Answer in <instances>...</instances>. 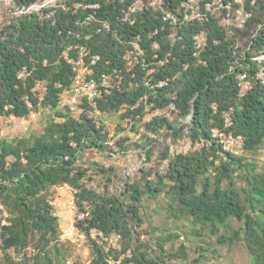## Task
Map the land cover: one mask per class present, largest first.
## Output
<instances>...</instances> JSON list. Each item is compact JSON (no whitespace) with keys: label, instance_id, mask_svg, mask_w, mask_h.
Here are the masks:
<instances>
[{"label":"trees","instance_id":"16d2710c","mask_svg":"<svg viewBox=\"0 0 264 264\" xmlns=\"http://www.w3.org/2000/svg\"><path fill=\"white\" fill-rule=\"evenodd\" d=\"M79 1L100 2V15L118 28L123 40L104 34L95 35L89 43L92 52L100 55L95 73L116 69L121 77L119 87L111 88L99 100L100 110L110 114L123 107L120 117L133 122L144 115L145 104L160 113L138 131L145 143L140 140L129 144L120 136L108 144L103 126L96 127L85 114L74 118L58 107V92L70 84L72 77L70 66L60 57L69 42L63 30L73 27L82 10L59 8L55 20L44 13H33L0 25V116L25 118L48 108L57 118L47 123L39 136L12 140L0 137V205L8 213L5 220L0 216V264H64L57 246L59 220L44 195L50 186L62 184L73 189L74 225L88 236V264H110L108 259L118 260L115 264H166L187 259L189 247H165L177 234L153 226V240L144 238L150 230L143 210L162 196L169 200L170 208L174 204L181 215L191 218V224L209 228L217 244H240L250 264H264V167L247 156L264 145V85L251 76L240 95L239 70H230L237 59L264 44V0L251 6L253 12L243 27L237 25L233 12L225 22L223 10L201 22L191 20L171 27L158 12L149 9L134 24L119 25L124 3ZM163 1L167 8L175 9L185 0ZM196 33L203 36L201 63L193 56ZM134 36L139 37L143 56L131 71H126L122 55L127 50L126 40ZM154 54L156 61L164 57L168 61L153 64ZM142 64H146L144 69ZM23 66L27 74L20 78ZM152 67L156 78L166 80L165 85L149 88L144 84L145 71ZM248 68L253 72L254 65ZM36 81L45 85L42 98L34 90ZM165 109L174 116L172 119L163 113ZM227 113L231 120L228 126L224 123ZM188 116L190 122L184 123ZM213 130L240 135L242 152L223 149ZM161 131L163 138L185 136L188 148L171 153L166 145L160 155L162 168L141 167L134 179L123 180L115 192L90 184L91 175L79 162L83 152L94 149L114 157L139 149L143 161L150 159L152 151L154 139L149 134ZM79 213H85L84 217L77 218ZM170 215L175 213L171 211ZM92 229L107 236L117 233L120 238L106 247L105 242L89 237ZM203 242L201 239L194 247L200 258L209 249ZM29 246L33 248L30 253L26 251Z\"/></svg>","mask_w":264,"mask_h":264},{"label":"built area","instance_id":"2783aa9c","mask_svg":"<svg viewBox=\"0 0 264 264\" xmlns=\"http://www.w3.org/2000/svg\"><path fill=\"white\" fill-rule=\"evenodd\" d=\"M70 1V5L66 2ZM124 3V8L118 17L119 25H132L136 22L139 15L145 10H155L160 15L162 21L167 23L171 27L183 25L191 20L202 21L206 20L210 15H213L220 11H225L226 20L228 23L230 14L233 12L237 18V25L243 27L246 19L251 16V6L256 3L257 0H185L175 9L167 8L164 5L163 0H117ZM246 1H249V5H245ZM59 8L63 10L73 8V12L82 10V14L78 15L74 22L73 27L63 30L66 33V37H69V42L61 50L60 57L67 63L72 72L71 82L67 87L62 88L58 92V107L64 109L69 115L74 118H79L85 114L88 118H91L96 127L103 126L107 131L106 143L112 144L115 138L123 136V131L118 132L117 126L108 127L105 117L109 113L101 111L99 108V100L103 99L105 94L110 92L113 87H119L121 83V77L119 71L113 69L112 72L104 70L95 73V66L100 60V55L92 52L89 43L95 35H113L116 40L123 42L118 34V28L106 17L100 15L101 9L100 2H89L79 0H31L17 2L16 0H0V25L7 23L8 21L21 16H27L33 13H44L46 18L54 19L55 12ZM55 20V19H54ZM156 32V30L154 31ZM173 34H170L172 37ZM194 49L193 56L201 63V49L203 45V36L201 33H196L193 36ZM127 50L122 55V61L126 71H131L135 64L140 63L143 56V48L139 42V37L134 36L126 40ZM153 47H157V43H153ZM250 48V45L247 47ZM243 54V53H242ZM170 55V52L168 53ZM167 55V56H168ZM156 54L153 55V64L163 65L168 61L167 57L163 59L155 60ZM240 61H244L245 64L250 67L254 65L253 72L250 68H244ZM45 62V61H44ZM106 60L105 63H108ZM143 69L146 64H142ZM238 69L236 72L239 82V93L244 94L248 85L249 78L255 77L261 84L264 85V44L260 47L248 53V56H243L241 59H237L235 63L230 65V70ZM155 68L152 67L145 71L144 84L149 88L161 87L166 84V80L162 78H156L154 73ZM27 74V68L25 66L20 70L18 77L22 78ZM133 75V74H132ZM176 75L173 76L175 78ZM34 90L39 91L38 97L42 98L45 92V85L42 81H36ZM143 101H146V95L141 96ZM145 113L141 117L144 122L150 120V118L158 111L150 109V106H144ZM124 111L121 107L117 113ZM14 117V116H12ZM15 118V117H14ZM128 119L122 123L126 130L129 128L127 123ZM184 123L190 122V117H186L182 120ZM224 123L226 126L231 124L230 116L227 113L225 115ZM131 125V124H130ZM212 135L219 138V142L222 148L229 150L233 153H241L243 140L240 135H234L227 132H218L213 130ZM181 149H177L175 152H179ZM65 188L71 192L69 204L71 208L75 210V204L73 199V189L63 184ZM54 208V203H52ZM54 215H57L54 211ZM85 213L77 214V218H83ZM89 237L100 242H105V246L115 245L119 240V234L105 235L102 231L90 230ZM63 236L71 241H85L87 240V234L79 231L74 225V218L71 220L67 231H64ZM110 264H115L118 260L108 259Z\"/></svg>","mask_w":264,"mask_h":264},{"label":"rangeland","instance_id":"374dc122","mask_svg":"<svg viewBox=\"0 0 264 264\" xmlns=\"http://www.w3.org/2000/svg\"><path fill=\"white\" fill-rule=\"evenodd\" d=\"M163 112V111H162ZM160 112L158 111V114ZM164 114L169 115L170 119L174 116L169 109H165ZM54 111L48 108L39 109L38 111L31 112L25 118H14L12 116H0V137L7 140L29 138L32 136H39L44 132V128L51 120H56ZM107 121L108 127L117 126V131L128 139L129 144L142 140L145 143L146 139L143 134H138V131L143 127V119H128V130L122 126L125 122L117 112L110 113L104 119ZM185 120V119H184ZM131 124V125H130ZM162 131L156 135L149 134L154 140L151 141L152 151L150 159L141 160L143 153L140 150H130L127 153H120L114 157H109L104 152H98L94 149H89L81 155L80 163L88 169L91 175V185L96 189L115 192L121 182L134 179L138 175L139 169L157 167L162 168L164 163L160 160L161 152L165 149L166 145L169 147V152L173 153L177 149L185 150L189 146V139L184 137L173 138L171 135L164 137L161 136ZM248 157L255 159L260 166L264 167V145L254 153V155L247 154ZM162 159V158H161ZM161 164V165H160ZM160 165V166H159ZM103 170V171H102ZM71 191L64 187V185H53L44 191L46 198L54 203V211L58 218L59 228V242L58 249L63 256L64 264H88L90 259L89 242L85 241H71L63 236L71 220L75 217L74 209L71 208L69 202ZM169 200L163 196L157 202L150 203L149 207L143 210V218L145 224L148 225L144 235L145 239L149 241L152 239L151 227H159L166 229L168 233L177 234L178 237L173 238L170 242L166 243L165 247L177 249L180 244L189 247L187 259H176L166 264H250L248 255L244 252L240 244H233L232 246L219 245L216 243L215 236L207 227L201 228L198 225L191 224V218L181 215L176 206L173 204L172 208L168 206ZM1 218L5 220L8 213L0 205ZM171 211L175 213L170 215ZM200 233H198V231ZM162 233L161 230L157 231ZM200 234V235H197ZM201 239L205 242L202 243L203 247H208L204 253V257L200 258L194 252L195 244L201 243ZM210 243V244H208ZM26 251L28 253L33 251L32 246H29ZM214 251V253L212 252ZM0 255V263L2 262Z\"/></svg>","mask_w":264,"mask_h":264}]
</instances>
